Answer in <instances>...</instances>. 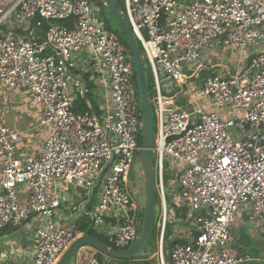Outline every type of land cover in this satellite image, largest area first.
<instances>
[{
    "label": "built area",
    "instance_id": "1",
    "mask_svg": "<svg viewBox=\"0 0 264 264\" xmlns=\"http://www.w3.org/2000/svg\"><path fill=\"white\" fill-rule=\"evenodd\" d=\"M100 2L0 0V94H28L44 134L39 154L22 157L0 123V229L26 227L30 264L59 261L77 237L79 214L94 231L115 224L100 234L116 251L140 227L128 188L140 153L134 73ZM123 4L154 91L157 263H258L233 255L230 231L241 216L264 226V0ZM228 54L234 60L220 63ZM89 96L100 102L74 113ZM79 192L89 202L96 196L88 212H71ZM176 212L193 229L178 234L164 259ZM80 264L105 263L88 255Z\"/></svg>",
    "mask_w": 264,
    "mask_h": 264
},
{
    "label": "crops",
    "instance_id": "2",
    "mask_svg": "<svg viewBox=\"0 0 264 264\" xmlns=\"http://www.w3.org/2000/svg\"><path fill=\"white\" fill-rule=\"evenodd\" d=\"M87 82L89 86L91 83L89 80H87ZM92 100L94 103H92L89 98H86L85 100L76 101L74 113H82L83 111H86L87 110L86 101L88 102V104L91 105H96L100 102L99 98L98 100H94V99ZM78 104H80V107H77ZM39 116H40L39 112H37V110H35L34 108H31V106L29 105L28 94L26 93L22 94L21 92H16L11 94H0V123L3 124L5 127H7L11 131V133L15 136L14 138L16 141L17 150L22 157L23 156L36 157L39 154V151L41 150L44 134L40 132V130L38 131L35 129L37 125L36 123L39 122L40 120ZM69 193L70 195H72L71 192ZM78 195L79 197H73V200H76L77 203L73 205L71 212L74 213H81L84 211L88 212V210L91 209L90 207L94 202V200L95 202H97L96 196L91 197L89 202V199H87L82 192H79ZM75 210H77L78 212H76ZM82 217L83 216L81 214L77 216L78 223L80 222V218ZM252 222L257 224L258 229L264 227V226L261 227L259 223L254 222V220H250L246 216H241L236 220L230 231L231 246L236 244L237 248L239 247L237 240H239L240 237L239 235L240 230L241 229L245 230V228H247V226L250 225L249 223L253 224ZM114 225L115 224H113L112 222L107 221L104 224V226L101 228V231L107 232L108 230L113 228ZM169 225H172V228L170 230L168 238L169 241L172 242H174L177 239L176 237L178 236L179 233L187 234L191 232L193 229L191 225L189 224L186 225V223L182 222L180 218L175 217V215L173 214ZM101 231L100 230L99 232L95 231V234L103 238V236H101L100 234ZM28 234L26 231V227L18 228V229L4 227L0 229V264H30L32 246ZM78 234L79 233H77V236H79ZM81 236H85V235H81ZM179 236L182 237L180 234ZM3 241L7 245L1 248V246H3ZM84 248H88V247H84ZM81 249H79V251ZM167 250H169L168 246H167ZM79 251L75 255L74 264H80ZM257 260H259L258 263L264 264V258L263 259L258 258ZM138 262H140V260H133V261H129L128 264H136ZM142 263L158 264L157 260H155V254L143 260ZM111 264H123V263L113 262Z\"/></svg>",
    "mask_w": 264,
    "mask_h": 264
},
{
    "label": "water",
    "instance_id": "3",
    "mask_svg": "<svg viewBox=\"0 0 264 264\" xmlns=\"http://www.w3.org/2000/svg\"><path fill=\"white\" fill-rule=\"evenodd\" d=\"M108 12L119 25L129 51L131 63L135 75L138 108L140 113V153L138 160L133 164L131 176L135 180L138 190V202L142 204V219L139 232L129 248L124 251H116L107 247L94 237L85 235L76 238L69 248L60 257L57 264H74L73 257L79 249L88 247L101 255L116 261H129L137 258H148L151 256L150 235L152 227L156 223L159 213L158 205H155V187L153 175L152 143L153 122L152 109L148 94L145 70L146 64L142 62L136 40L120 11L116 7L115 0H103ZM83 87L85 84L83 83ZM170 249V244H168Z\"/></svg>",
    "mask_w": 264,
    "mask_h": 264
},
{
    "label": "trees",
    "instance_id": "4",
    "mask_svg": "<svg viewBox=\"0 0 264 264\" xmlns=\"http://www.w3.org/2000/svg\"><path fill=\"white\" fill-rule=\"evenodd\" d=\"M100 1H101L100 2V7H103L105 10H107L105 8L104 4H103V0H100ZM115 3H116L117 9L120 11V13L122 14V16L124 17V4H123V0H115ZM107 12H108V10H107ZM108 14L110 15V19H105V20L103 19L105 29L115 38L116 41H118V43H120L124 47L126 53L129 56L130 67L133 70L132 63H131V58H130V55H129V51L127 49V45H126L125 40H124V35H123V33H122L119 25L117 24V22L113 18V16L109 12H108ZM110 20H113L114 21V24H112V22ZM33 29H34V33H35V35L37 37H39V38H42L43 37L44 29H35V28H33ZM137 46H138V49H139V52H140L141 51V48H140V46H139L138 43H137ZM133 73H134V71H133ZM145 75H146V80H147V85H148V93L150 94V84H149V80H151V79L149 78L147 72H145ZM133 80H134V84L136 86L135 75H134V79ZM84 82L86 84V87L88 88L87 79H84ZM136 96H137V93H136ZM90 100H91L92 103H94L93 100H92V98ZM77 107H80V104H78ZM138 143L140 145V137H139ZM154 199H155V202H156V200H157V195L156 194H155ZM174 215H175V217H178L179 218V215H178L177 212ZM140 217L142 219V214H140ZM180 219L183 222V215L180 216ZM171 228H172V225L167 224L166 225V228H165V233H164V236H163V243H165L166 247L168 246V244H170V249L176 243V241H174V242L169 241V238L168 237H169V233H170ZM139 229H140V227H139ZM139 229H138V232H139ZM155 231H156V238H157L156 223L152 227V233L155 232ZM77 232L79 233L78 234L79 236H81V235H88V236L94 237L97 240H99L100 242H102L104 245H106L107 247L112 248L108 244V242L106 240H104L103 238H101V237H99V236H97L95 234V231L93 230L91 223L86 218H83V217L80 218V222L78 223V226H77ZM242 233H246V231L245 230H242V231L240 230V232H239L240 237H239V240H237V243L239 244V247L236 248V244L232 245L231 246V252L236 257L248 256V257H250L252 259H258L257 258L258 257L257 250L255 248H253V244H252V242H250V238H249L248 234H243L242 235ZM79 236H77V238ZM183 241H177V243H179V242L187 243L185 240H183ZM232 247H234L235 250H233ZM168 251L169 250H167V253H168ZM88 255H94V256H96L99 261L103 257V255H101L100 253H98L95 250L93 251V250H91L89 248H84V249H81L79 251V261H81L85 256H88ZM145 259H147V258H137V259H133V260H142L143 261ZM133 260H129V261H133ZM118 262L125 264L127 261H118ZM247 264H260V263H257V262H254L253 261V262H250V263H247Z\"/></svg>",
    "mask_w": 264,
    "mask_h": 264
},
{
    "label": "rangeland",
    "instance_id": "5",
    "mask_svg": "<svg viewBox=\"0 0 264 264\" xmlns=\"http://www.w3.org/2000/svg\"><path fill=\"white\" fill-rule=\"evenodd\" d=\"M96 7H97V9H99L98 13H99V16H100L101 19H104V20L105 19H110V15L108 14L107 10H105L103 7H100L99 5H96ZM110 21L112 22V24H114L113 20H110ZM234 57H235L234 55L228 54V55L225 56L224 60L220 59V63L228 65L234 60ZM141 59H142V62L144 64H146L145 63V59L144 58H141ZM145 72H147L148 76H149V72L147 70H145ZM149 78H150V76H149ZM146 82H147V80H146ZM149 84H150V94L149 93L148 94H149V99H152L153 96H154V91H153V86L151 84V80H149ZM133 86H134V89H135V91L137 93V87L135 86L134 81H133ZM136 98H137V102H138V93H137ZM152 122H153V131H154L153 132V136H154V133H155V130H156V127H157V123H156L155 113L153 111H152ZM152 159H153V161L155 160V156L154 155H152ZM128 188H129V192L132 195V198L134 200V204L137 207V210H138L137 212L141 211V213H142L143 206H142V204H139V202H138V190H137V187H136L135 180L132 178V176L129 178ZM168 188H170V184H168L166 186V190ZM168 202H170V199H168ZM95 204H96V202L94 200L93 205H95ZM158 204L159 203L156 200L155 205H158ZM137 218L141 221L140 215ZM249 224L250 225L247 226L248 229L245 228L246 233H242V235L243 234H248V236L250 238V242H252V244H253V248H255L257 250L258 258L263 259L264 258V227L261 228V229H258L257 224H255V223H253V224L249 223ZM241 231H242V229H241ZM149 238H150V246H151V256L153 254H155V260H157V257H156L157 248L155 247L156 231L151 233ZM9 239H11V238H9ZM6 243H7V240H6ZM6 243L3 241V246H1V248L6 246L7 245ZM236 248H237V246H236ZM232 249L235 250L234 247H232ZM163 253H164L163 254L164 255V259H166L167 258V256H166L167 255V247H166L165 243H163ZM73 259H75V256L73 257ZM100 261L105 263V264H108V263L111 264L113 262H118L116 260L109 259L108 257H105V256H103ZM57 262H56V264H57Z\"/></svg>",
    "mask_w": 264,
    "mask_h": 264
},
{
    "label": "flooded vegetation",
    "instance_id": "6",
    "mask_svg": "<svg viewBox=\"0 0 264 264\" xmlns=\"http://www.w3.org/2000/svg\"><path fill=\"white\" fill-rule=\"evenodd\" d=\"M155 201V200H154Z\"/></svg>",
    "mask_w": 264,
    "mask_h": 264
}]
</instances>
